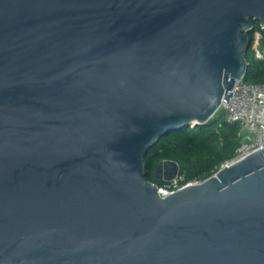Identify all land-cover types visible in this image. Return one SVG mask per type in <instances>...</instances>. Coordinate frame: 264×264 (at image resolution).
Here are the masks:
<instances>
[{
    "label": "water",
    "instance_id": "water-1",
    "mask_svg": "<svg viewBox=\"0 0 264 264\" xmlns=\"http://www.w3.org/2000/svg\"><path fill=\"white\" fill-rule=\"evenodd\" d=\"M255 21L264 0H0V264H264V149L164 197L145 170L229 100Z\"/></svg>",
    "mask_w": 264,
    "mask_h": 264
},
{
    "label": "trees",
    "instance_id": "trees-1",
    "mask_svg": "<svg viewBox=\"0 0 264 264\" xmlns=\"http://www.w3.org/2000/svg\"><path fill=\"white\" fill-rule=\"evenodd\" d=\"M256 28L261 29L259 21ZM260 45L264 48V30ZM253 40V32L249 33ZM252 45V42H251ZM247 51L248 67L244 80L249 82L264 81V57H256L252 46ZM239 122H229L222 110H219L205 124L182 125L168 131L149 149L145 158L146 178L157 184L163 180L154 177V169L160 160H175L180 165V175L184 179H205L214 174L225 162L232 160L237 149L244 141Z\"/></svg>",
    "mask_w": 264,
    "mask_h": 264
},
{
    "label": "built area",
    "instance_id": "built-area-1",
    "mask_svg": "<svg viewBox=\"0 0 264 264\" xmlns=\"http://www.w3.org/2000/svg\"><path fill=\"white\" fill-rule=\"evenodd\" d=\"M262 29L264 30L262 25L261 29L255 26L251 45L255 56L260 58L264 57V48L260 45V40L263 37ZM244 76L236 81L232 89L233 94L228 101L223 99L219 109L224 112L227 121L240 123L244 136L243 143L230 161L264 149V81L249 82L244 80ZM203 181L204 179L186 181L183 175L178 174L176 178L164 181L161 185L158 184V192L164 197L185 186L199 184Z\"/></svg>",
    "mask_w": 264,
    "mask_h": 264
},
{
    "label": "rangeland",
    "instance_id": "rangeland-1",
    "mask_svg": "<svg viewBox=\"0 0 264 264\" xmlns=\"http://www.w3.org/2000/svg\"><path fill=\"white\" fill-rule=\"evenodd\" d=\"M263 49V48H262ZM180 174V173H179Z\"/></svg>",
    "mask_w": 264,
    "mask_h": 264
}]
</instances>
